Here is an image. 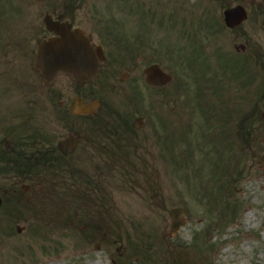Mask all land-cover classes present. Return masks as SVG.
<instances>
[{
	"label": "rangeland",
	"instance_id": "1",
	"mask_svg": "<svg viewBox=\"0 0 264 264\" xmlns=\"http://www.w3.org/2000/svg\"><path fill=\"white\" fill-rule=\"evenodd\" d=\"M58 3V0H0V36L3 33L8 51L18 43L23 54L22 84L25 88L39 82L36 99L43 106H47V83L36 77L33 68L37 45L48 36L42 18L45 13L58 14L53 8L47 10V5ZM131 4L138 7L140 0H132ZM135 8L128 27L122 29L127 38L113 41L105 51L108 57L114 55L119 65L107 75L98 71L84 82L57 75L50 83L52 92L60 93L61 99L68 101L77 88L85 101L92 98L104 101L97 120H110L107 115L111 107L116 115L126 114L131 105L151 109L146 112L153 116L148 121L155 120L158 98L155 89L143 82L142 71L157 63L173 77L164 88L165 99H174L173 106L164 108L165 115L187 119L191 86L195 84L193 67L203 62L193 63L194 58H205L216 46L229 60L226 132L222 137L194 133L189 135L190 143L188 138L181 140L179 136L169 152L166 149L171 144L165 138L161 166L147 169L142 178L134 171L129 173L115 167L108 182H100L103 191L99 195H79V191L92 188L71 180H47L46 184L36 186L34 189L43 191L46 197L26 195L0 215V264H264V168L259 161L264 154V121L260 118L264 104L260 103L255 116L259 122L255 137L244 144L234 129L236 117L251 106V89L248 98L242 91L241 97L232 100L230 89L237 79L229 77L231 66H238L239 60L228 56L234 45L244 42L237 34L247 37L248 51L255 49L264 55V27L257 24L255 8L248 7V20L234 33L221 27L218 0H146L143 16ZM77 15L79 18L84 13ZM207 20L209 23L205 24ZM213 21L218 28L216 37L210 41L203 36L201 42L194 33L200 30L204 34ZM86 22L84 19L79 27L92 31ZM194 48L199 52L194 54ZM123 71L130 74L120 82ZM262 83L264 60L256 74V93ZM90 90L94 96L88 95ZM39 116L41 126L47 121V107L40 108ZM43 127L47 128V122ZM82 131L88 133L89 127H83ZM223 185L225 188L220 190ZM203 188H214L212 198L218 195L223 202L237 203V211L232 216H223L221 221L208 213L211 196L204 195ZM215 203L219 209L220 202ZM176 207L183 209L185 224L171 234L168 211ZM246 213H251L250 222L245 221ZM17 226L23 229L20 233L16 232ZM196 235L197 242L193 240Z\"/></svg>",
	"mask_w": 264,
	"mask_h": 264
},
{
	"label": "flooded vegetation",
	"instance_id": "2",
	"mask_svg": "<svg viewBox=\"0 0 264 264\" xmlns=\"http://www.w3.org/2000/svg\"><path fill=\"white\" fill-rule=\"evenodd\" d=\"M58 5H47V10L58 12L53 18L69 22L73 28L87 21L92 31L83 32L93 47L97 58L96 73L102 71L104 75L113 71L116 65L114 55L108 57L105 53L108 44L120 38H127L122 29L131 22L133 8L139 9L143 16L146 9V0H140V6L132 5V0H115L114 3L87 4V0H58ZM231 4L227 0H218L221 8L219 22L221 27L234 33L238 31L249 18L248 7L255 8L256 20L259 26L264 27V0H238ZM247 4H250L246 6ZM241 5L246 11V19L241 23L229 27L224 20V12L234 6ZM115 13H112V12ZM84 15L78 18V13ZM123 13V14H122ZM208 20L205 22V24ZM209 23V22H208ZM81 29V28H80ZM204 30L206 28L204 27ZM124 33V34H123ZM218 33L215 21L207 25V30L201 34L196 30L198 39L213 40ZM244 42L234 45L229 57L239 60L240 68L247 75L243 88L239 84L231 87L232 100L246 92H251V106L246 109L245 115L236 117L234 132L238 138L250 137L257 129L255 119L259 110V96L254 91L256 74L261 63L260 53L255 49L248 51L250 43L245 35L237 34ZM252 46V45H251ZM103 50L100 58L97 49ZM217 48V49H216ZM239 48V49H238ZM213 47L205 58H194L193 61H203L194 66L191 86L192 98L187 119L181 116H167L165 111L168 105L173 106L174 99H165L164 88L169 85L155 87L157 101L155 120L148 121L146 106L131 105L126 114H116L109 108L110 120H97L98 113L104 101L92 115L71 114L69 106L72 98L84 96L75 89L71 100L61 99L60 93H53L51 82H47V106L40 105L36 99L39 94V82L27 85L22 84V58L18 43H14L8 51L4 42L3 33L0 36V215L6 212L7 207L15 200L26 195H46L43 191L35 190L36 186L55 179L58 175L62 180H71L81 186L92 188L79 191L81 196L101 194L103 187L100 182H108L110 174L116 168L126 172L134 171L136 175L144 176L147 169L153 170L163 164L165 155V138L171 144L166 151H172L181 138H188L194 133L202 136H220L227 130L228 123V84H227V57ZM99 50V49H98ZM264 60V57H262ZM263 63V61H262ZM123 65V64H120ZM34 74L39 76L37 68ZM129 76L130 71H123ZM68 75L57 72V75ZM55 76V77H56ZM199 76L200 78H197ZM39 81V80H38ZM113 87L117 88V85ZM53 93V94H52ZM88 95H93L90 90ZM26 97V98H25ZM56 97V99H53ZM96 100L92 98L89 101ZM47 107V128L40 126V108ZM150 123V124H149ZM36 124V125H35ZM83 127H89V132H83ZM148 127V129H147ZM177 135V136H176ZM76 140V148L70 154H62L57 143L66 137ZM176 136V137H175ZM155 145V161L153 150ZM173 146V147H172ZM91 184V185H90ZM93 184H98L97 187ZM140 186V185H138ZM38 197V196H37Z\"/></svg>",
	"mask_w": 264,
	"mask_h": 264
},
{
	"label": "water",
	"instance_id": "3",
	"mask_svg": "<svg viewBox=\"0 0 264 264\" xmlns=\"http://www.w3.org/2000/svg\"><path fill=\"white\" fill-rule=\"evenodd\" d=\"M244 18L245 14L241 7L225 11V21L230 27L235 26ZM43 22L47 31L53 32L55 36L43 40L39 45L36 66L41 72V77L49 81L58 70L71 73L79 80L92 76L95 71L96 61L92 56L91 47L82 32L78 29L71 31V25L66 22L54 21L49 15L44 16ZM144 73L146 82L154 86L163 85L170 80V76L163 73L156 65L149 66ZM96 107V102L83 105L82 100L76 97L71 103L70 111L72 113L90 114ZM261 116L264 117V112ZM58 147L64 154H67L64 147L67 149L71 148L70 150L72 151L74 141L68 138L60 142ZM260 161L264 167V156L260 157ZM169 216L171 218L170 231L173 233L185 223L182 219L183 211L180 208L171 209Z\"/></svg>",
	"mask_w": 264,
	"mask_h": 264
},
{
	"label": "trees",
	"instance_id": "4",
	"mask_svg": "<svg viewBox=\"0 0 264 264\" xmlns=\"http://www.w3.org/2000/svg\"><path fill=\"white\" fill-rule=\"evenodd\" d=\"M260 97L261 99L264 98V89L260 91ZM236 208H237V203L235 202H227L225 205H224V209L222 211V213L220 215H218L219 217V220L221 221V219L223 218V215H226V214H229L231 215L235 213L236 211Z\"/></svg>",
	"mask_w": 264,
	"mask_h": 264
},
{
	"label": "bare ground",
	"instance_id": "5",
	"mask_svg": "<svg viewBox=\"0 0 264 264\" xmlns=\"http://www.w3.org/2000/svg\"><path fill=\"white\" fill-rule=\"evenodd\" d=\"M244 218L246 222H250L252 219L251 213H246ZM54 264H58V263H54ZM94 264H97V263H94Z\"/></svg>",
	"mask_w": 264,
	"mask_h": 264
}]
</instances>
